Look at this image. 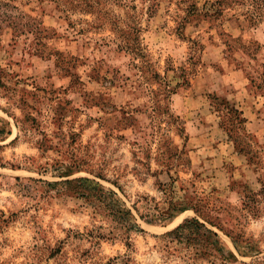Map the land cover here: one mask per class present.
<instances>
[{
	"label": "rangeland",
	"instance_id": "374dc122",
	"mask_svg": "<svg viewBox=\"0 0 264 264\" xmlns=\"http://www.w3.org/2000/svg\"><path fill=\"white\" fill-rule=\"evenodd\" d=\"M256 1L0 0V264H264ZM227 104L246 119L233 133L245 155L218 177L188 141L211 127L230 140ZM80 178L115 192L144 232L65 183ZM193 218L225 262L164 236Z\"/></svg>",
	"mask_w": 264,
	"mask_h": 264
},
{
	"label": "trees",
	"instance_id": "16d2710c",
	"mask_svg": "<svg viewBox=\"0 0 264 264\" xmlns=\"http://www.w3.org/2000/svg\"><path fill=\"white\" fill-rule=\"evenodd\" d=\"M227 0H214L212 3L214 6H222ZM256 9L264 8V0H257L255 3ZM19 33H23V28H19ZM170 86H168L169 88ZM169 94L174 95V92L169 90ZM217 99V98H216ZM227 101L221 100L220 104L226 106ZM218 104V105H220ZM227 115L225 121L222 120L221 126L226 129L229 133L230 140L235 144L236 149L243 153V147L238 144V139H233L234 128L236 125L243 124L246 122L243 112L239 110L236 106H229L227 104ZM230 120L229 126H227L226 121ZM245 155V154H244ZM66 184H77L76 194L85 199H94L98 203L102 204L112 220L127 232L143 233V228L136 222L132 211L123 204L118 195L113 191L106 190L99 183L90 180L89 178H80L73 181H67ZM169 211L177 212V207L170 208ZM145 219V216H141ZM165 216H163L164 218ZM152 219L147 220V223H152ZM165 237L172 239L180 244L186 245L190 252H194L197 257H214L220 262H225L227 257L223 254L221 249L220 236L217 232L208 228L207 224L201 222L197 218L186 220L184 224L179 225L175 230L164 234Z\"/></svg>",
	"mask_w": 264,
	"mask_h": 264
},
{
	"label": "crops",
	"instance_id": "0c3cea01",
	"mask_svg": "<svg viewBox=\"0 0 264 264\" xmlns=\"http://www.w3.org/2000/svg\"><path fill=\"white\" fill-rule=\"evenodd\" d=\"M201 98L195 97H185L183 99V105L186 103H190V109H196L202 105ZM182 105V109L185 107ZM199 105V106H198ZM204 105V104H203ZM202 108V112L206 109V106ZM212 132L207 131L205 134H200L201 131H198V128L191 129L190 139L188 141L190 147V159L193 165L200 163L203 157L211 156L213 157L212 163L217 165V176H220V172L223 170L222 165L227 163L228 161H234V163L241 164L242 154L236 149L235 144L232 140L226 138V134L218 131L214 127H211ZM218 135V140H216V136ZM215 145H214V144ZM218 181V180H217Z\"/></svg>",
	"mask_w": 264,
	"mask_h": 264
}]
</instances>
